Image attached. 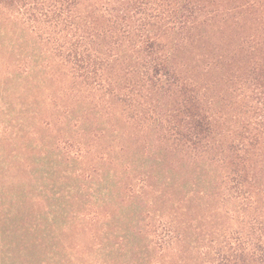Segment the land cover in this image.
<instances>
[{"label": "trees", "instance_id": "trees-1", "mask_svg": "<svg viewBox=\"0 0 264 264\" xmlns=\"http://www.w3.org/2000/svg\"><path fill=\"white\" fill-rule=\"evenodd\" d=\"M0 30L1 101L133 193L130 264H264V0H0Z\"/></svg>", "mask_w": 264, "mask_h": 264}, {"label": "rangeland", "instance_id": "rangeland-1", "mask_svg": "<svg viewBox=\"0 0 264 264\" xmlns=\"http://www.w3.org/2000/svg\"><path fill=\"white\" fill-rule=\"evenodd\" d=\"M6 41L0 32V45ZM27 103L0 99V264H130L118 245L138 228L133 193L116 196V179L98 170L107 160H94L86 177L78 156L61 153L67 144L58 149L44 126H24L20 111L35 109Z\"/></svg>", "mask_w": 264, "mask_h": 264}]
</instances>
